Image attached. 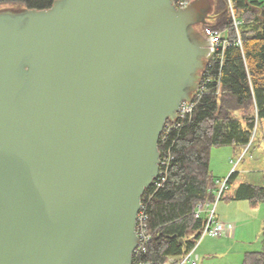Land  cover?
Returning a JSON list of instances; mask_svg holds the SVG:
<instances>
[{"label":"water","instance_id":"1","mask_svg":"<svg viewBox=\"0 0 264 264\" xmlns=\"http://www.w3.org/2000/svg\"><path fill=\"white\" fill-rule=\"evenodd\" d=\"M212 10V0L0 7V264L132 263L159 136L206 66L196 25Z\"/></svg>","mask_w":264,"mask_h":264},{"label":"trees","instance_id":"2","mask_svg":"<svg viewBox=\"0 0 264 264\" xmlns=\"http://www.w3.org/2000/svg\"><path fill=\"white\" fill-rule=\"evenodd\" d=\"M53 1L0 0V7L43 9ZM224 1L215 0L213 17L203 28L234 37L231 17L226 16L222 5ZM231 1L241 21L242 50L233 45L225 51L220 95L203 96L192 117L164 138V150H169L172 156L165 180L158 187L152 183L141 198L151 234L146 251L138 256L142 261L178 259L192 248L205 220V214L195 216L196 206L215 199L217 180L209 168L211 147L247 145L255 118L264 117V0ZM209 70L213 78L218 76V66ZM158 148L162 149L160 139ZM232 175L228 176V184ZM234 198L252 203L264 201V185L241 183ZM241 264H264V232L261 250L245 252Z\"/></svg>","mask_w":264,"mask_h":264},{"label":"built area","instance_id":"3","mask_svg":"<svg viewBox=\"0 0 264 264\" xmlns=\"http://www.w3.org/2000/svg\"><path fill=\"white\" fill-rule=\"evenodd\" d=\"M191 1L193 0H172L173 4L177 8H184L189 5ZM227 10L229 11L234 27V37L227 36L223 31H216L209 27L203 28V32L207 35L210 42V53L207 59L206 66L201 71V76L198 85L195 91L192 93L190 100L182 101L179 104L177 118L174 120H167L159 136L160 143L162 142V149H159V171L157 176L153 180V183L156 184L157 187L160 185V182H163L165 180L166 169L169 166L170 160L172 158L170 151L164 150L163 147L165 136L171 130L181 127L184 121H187L192 117L194 108L197 106L203 96L207 94H214L216 96L220 95V93L222 92V85L220 81V69L223 64L225 51L227 48L233 45L238 46L242 50V41L239 30L241 21L235 15L233 3L231 0H227ZM214 66H218L219 68L218 76L215 78L212 77V72L209 70ZM254 112L256 113V109ZM256 119L257 117L255 118L254 123H256ZM227 180L228 177L224 178L223 180L216 181L218 188L215 191V200L213 202L197 204L194 214L196 217L205 214V220L203 222L199 236L196 239L192 248L178 259L169 258L165 261L153 262L150 260L142 261L138 258L140 252L146 251L148 241L151 238V234L147 230L145 222V205L141 201V206L137 213L136 219V233L138 237V243L133 251V259L131 264H197L199 256L196 253V248L203 237L207 235L211 237H221L222 235H227L233 229V225L220 223L215 220L216 202L228 189Z\"/></svg>","mask_w":264,"mask_h":264},{"label":"rangeland","instance_id":"4","mask_svg":"<svg viewBox=\"0 0 264 264\" xmlns=\"http://www.w3.org/2000/svg\"><path fill=\"white\" fill-rule=\"evenodd\" d=\"M213 1V5L215 0ZM226 7H227V0ZM225 1L222 3L223 7L226 11V16L230 17L229 11L226 10ZM215 8L213 7V12ZM254 110V108H253ZM254 113V112H253ZM209 161L210 165L215 168V170H222L223 166H229V170L231 173L235 172V176L228 184V189L224 192V197L226 195H230L233 191L230 188L232 183H253L256 185H264V117L260 119H256V123H254V127L251 132L250 141L247 145H239V144H227V145H218L212 146L209 153ZM246 167L245 169L243 167ZM249 168V169H248ZM213 175V173H212ZM216 180H223L224 178H217L216 173L213 175ZM228 177V176H227ZM218 186L216 187V189ZM215 189V191H216ZM223 196V195H222ZM222 198V197H221ZM221 198L216 202L215 211L217 210V204L221 200ZM223 199V198H222ZM215 200V199H214ZM260 209L261 213H264V201H260ZM216 220V219H215ZM261 220V219H260ZM221 223V222H220ZM264 232V220L261 225V232L259 234V238L257 243H255L250 250L258 251L262 248V236ZM227 235H222L221 237H225ZM216 237L205 236L202 238L200 243L196 248V253L200 257L202 256V252H204L206 244L214 242ZM238 247H235L227 252L225 257L215 256L211 258H207L202 256L208 261L210 264H241L242 255H240L241 249L240 244H236ZM199 259V258H198ZM199 261V260H198ZM197 261V262H198Z\"/></svg>","mask_w":264,"mask_h":264},{"label":"crops","instance_id":"5","mask_svg":"<svg viewBox=\"0 0 264 264\" xmlns=\"http://www.w3.org/2000/svg\"><path fill=\"white\" fill-rule=\"evenodd\" d=\"M209 168L213 175L216 173L218 176L217 178H226L231 174L229 166L226 165L223 166L222 170L217 171L215 168H213V166L210 165L209 161ZM243 168L245 169L246 167L244 166ZM234 174L235 172L232 176H235ZM232 179L233 177L231 178L230 182ZM241 183H232L230 188L233 192L230 195H226L225 197L223 194V199L221 198V200L218 202L217 210L215 211L216 221L233 225V229L227 234V236L216 237L214 242L207 243L204 252H202V256L207 258L215 256L225 257L228 251L238 247L236 244H240L239 248L242 252L240 255H244L245 252L253 251L250 250V247L259 242L258 238L261 232L262 221L264 220V213L259 211V202L252 203L247 199L234 198L238 186ZM202 256L200 255L197 264H210L204 259L205 257L203 260H201Z\"/></svg>","mask_w":264,"mask_h":264},{"label":"flooded vegetation","instance_id":"6","mask_svg":"<svg viewBox=\"0 0 264 264\" xmlns=\"http://www.w3.org/2000/svg\"><path fill=\"white\" fill-rule=\"evenodd\" d=\"M211 15L213 16V10L211 12ZM196 26H197L198 29L203 30L204 23L203 22H198Z\"/></svg>","mask_w":264,"mask_h":264}]
</instances>
